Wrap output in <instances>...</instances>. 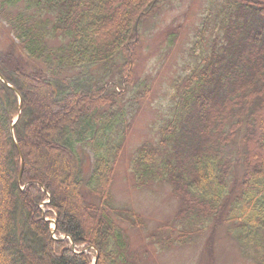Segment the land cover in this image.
<instances>
[{
  "label": "trees",
  "instance_id": "1",
  "mask_svg": "<svg viewBox=\"0 0 264 264\" xmlns=\"http://www.w3.org/2000/svg\"><path fill=\"white\" fill-rule=\"evenodd\" d=\"M161 1L0 2V20L16 41L14 48L0 53V75L12 87L0 82V264H91L89 255L67 247L69 240L96 250V264H128L124 232L115 220L123 215L113 210L108 187L124 141L127 106L145 98L149 87L133 88L135 97L126 101L114 89L133 83L140 24ZM54 38L65 42L50 48ZM194 38L188 86L177 95L157 146L147 144L136 151L131 161L135 184H171L188 208V219L214 216L233 162L228 148L241 134L244 150L236 161L243 172L235 201L240 203L232 204L230 220L240 214L241 229L256 247L263 246L264 0L210 1ZM116 62L119 86H89L92 67L107 72ZM65 67L82 71L69 82L61 78ZM36 131L42 135V151L34 154L31 137ZM17 148L23 158L20 179ZM85 148L92 154L86 180L78 157V150ZM35 158L41 174L33 166ZM85 187L97 204L87 201ZM45 199L51 212L43 214L40 204ZM68 201L72 208L64 206ZM51 214L55 235L68 241L51 237L44 220ZM258 263L264 264V258Z\"/></svg>",
  "mask_w": 264,
  "mask_h": 264
},
{
  "label": "rangeland",
  "instance_id": "2",
  "mask_svg": "<svg viewBox=\"0 0 264 264\" xmlns=\"http://www.w3.org/2000/svg\"><path fill=\"white\" fill-rule=\"evenodd\" d=\"M210 1L162 0L157 9L140 24L141 45L133 68V83L129 86L124 83L120 88L114 89L123 94V101H126L135 94H132L133 88L143 91L144 85L149 87L145 98L141 97L135 104L127 106L124 141L108 187L113 210L123 215V220L118 217L115 220L120 223L124 232L128 264H259L258 260L264 258V250L259 248L264 245L257 244L256 247L253 239L247 237L248 232L241 229L243 220L240 214L237 215L238 219L230 220L234 213L232 204L240 203L235 201L240 195L239 185L243 172L242 166L236 161L244 150L241 134L235 136L228 148V158L233 162L226 178L228 184L225 197L221 200L220 210L214 216L197 218L195 215L198 221L194 218L188 219L185 213L188 208L181 194L175 193L171 184L148 182L144 187L136 186L131 171V161L140 147L147 144L157 146L160 128L165 121L172 119L177 95L188 86L185 78L192 70V58L189 56L191 43ZM10 11L15 12V8ZM62 40L50 39L48 46L56 48ZM12 45L14 48L16 41L10 36L6 24L0 20V53L9 51ZM15 53L19 54V49L15 48ZM29 63L31 66L36 65L32 61ZM119 66L116 62L107 72L102 71L99 65L92 67L89 86L116 84L119 80ZM64 69L61 78L65 77L69 82L82 71H70L66 67ZM44 114L43 111V116H47ZM39 133L36 131L31 137L35 146L32 148L34 154L42 151V135ZM45 146L47 150H51ZM251 152L254 154L255 150ZM91 156L89 148L78 150L79 169L85 180L91 174ZM56 158L61 165H65L62 157L56 154ZM36 159L32 160L33 166L37 174H41V164H36ZM84 193L87 201L98 203L95 197L89 196L86 187ZM66 198L70 199L68 194ZM69 202L64 204L67 209L69 206L72 208ZM47 203L48 200L45 199L40 204L43 214L51 212L46 206ZM132 215L133 218L138 216L140 221L133 220L130 217ZM44 220L49 221L51 237L54 240H69L67 236L55 235V230L52 233L56 224L54 215L51 214ZM67 247L89 255L91 264L97 257V251L92 247H77L70 240Z\"/></svg>",
  "mask_w": 264,
  "mask_h": 264
},
{
  "label": "water",
  "instance_id": "3",
  "mask_svg": "<svg viewBox=\"0 0 264 264\" xmlns=\"http://www.w3.org/2000/svg\"><path fill=\"white\" fill-rule=\"evenodd\" d=\"M0 81L2 82L3 85H5L6 87L12 89L11 86H9L7 83H5V81H4V79H3V77H2L1 75H0ZM20 104H21V102H20V98H19V107H20ZM17 118H18V117H17ZM17 118H16V119L12 122V124H11V128H10L11 133H12V131H13V127H14L16 121H17ZM17 150H18V152H19L20 159H21V167H20V171H19V174H18V179H20V177H21V173H22V168H23V159H22V156H21V154H20V150H19V148H17ZM45 221L49 222L48 220H45ZM54 230H55V227L53 228L52 233L54 232ZM96 260H97V257L95 258L93 264L96 263Z\"/></svg>",
  "mask_w": 264,
  "mask_h": 264
}]
</instances>
